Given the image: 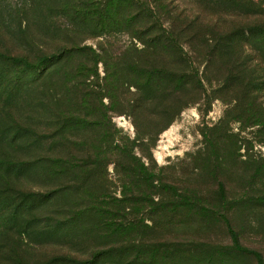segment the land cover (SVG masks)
I'll use <instances>...</instances> for the list:
<instances>
[{"label":"rangeland","instance_id":"374dc122","mask_svg":"<svg viewBox=\"0 0 264 264\" xmlns=\"http://www.w3.org/2000/svg\"><path fill=\"white\" fill-rule=\"evenodd\" d=\"M195 7L0 0V264H264L263 18Z\"/></svg>","mask_w":264,"mask_h":264},{"label":"trees","instance_id":"16d2710c","mask_svg":"<svg viewBox=\"0 0 264 264\" xmlns=\"http://www.w3.org/2000/svg\"><path fill=\"white\" fill-rule=\"evenodd\" d=\"M260 3H258V2ZM255 2V0H222V4L225 5L226 9L227 10H223V9H220L219 10H216L215 8H201V7H198L196 9V7L194 8V12H196L197 14H200L203 12V14H206L205 17L208 16V14H210L208 12V9L209 10H214V11H224V12H232L231 15H236L235 13H244L243 9L245 10V14L249 15V16H253V15H257L259 17H262L263 18V23H261L259 27H256V29H264V7H263V0H257ZM241 7L243 9H241ZM198 11V12H197ZM202 11V12H201ZM208 13V14H207ZM244 15V14H242ZM189 16L191 17V20L189 21V23L182 29V31H185L187 29H190L194 24L195 25H198L200 26L198 28V30L195 32V34L193 35H196L198 36L201 35L203 37V42H206L208 41L207 39V36H204V32H202L201 30L203 29H207V26H205V23H206V19H202L200 20L199 18H201L200 15H196L195 17L192 15V14H189ZM199 22H202V24H199ZM193 23V24H192ZM194 25V26H195ZM262 33L264 34V31H262ZM230 34H232V32H229L223 36L225 37H228ZM17 61V63H20L21 64V61L19 59L15 60ZM23 63V62H22ZM180 77V76H178ZM1 162L2 164L0 165H3L4 168H6V171H7V176H5L4 178H2V180L4 181V184L2 182H0V200L3 201L4 203H7L8 201H11L14 205H15V202L19 201L21 199V196L19 195L20 193H18V191H8L7 188L11 189L9 186H6L5 184V181H7V178L9 177L10 175V172H9V169H11V167H8V159H6L5 157L1 159ZM10 166V165H9ZM10 180V179H8ZM8 182V181H7ZM70 182V181H69ZM74 184L75 183H68L67 185H64L62 187H59L57 189V192H67L69 193V196H76V194L79 193L80 189H78L77 187H74ZM51 215H57V216H61L63 217L65 220L63 221H67L66 223H74L77 221V218L78 216L76 215L75 211L74 210H71L69 209L68 205H63V207L61 206H58V209L56 211H51L50 212ZM103 214V213H102ZM30 218H31V223L33 224H37L38 225H42V224H47L48 223V220L45 218V217H42L39 215V213L37 212V210H33L30 214ZM112 216H108V218H105L104 220V226L106 225H109V223L112 222ZM6 220V219H5ZM114 225L112 226V232H110L111 234H120L122 235V233H125V237L127 238H130L131 237V232L133 233H136L134 232L133 230H129L128 232H124V231H127V226H120L119 224L117 223H113ZM44 227V226H43ZM122 232V233H121ZM77 236L76 235H73L72 239H78L76 238ZM136 239H133L131 242H134ZM67 244H69V242H71V240H67ZM40 243L41 246H44L46 243L45 241H42V242H38ZM102 243V241L100 242ZM99 245L100 247H102V244H97ZM40 260L39 262L35 263V264H61L65 262V264H75L73 261H75L76 259H73L71 258L70 256L69 257H62L58 254H53V253H48L47 254V257H40V258H37L36 261ZM42 260V261H41ZM71 262V263H70ZM77 262V261H76Z\"/></svg>","mask_w":264,"mask_h":264}]
</instances>
